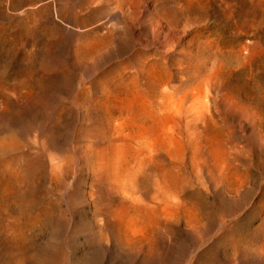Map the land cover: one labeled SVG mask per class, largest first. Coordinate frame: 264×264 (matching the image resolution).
Segmentation results:
<instances>
[{
  "label": "rangeland",
  "instance_id": "374dc122",
  "mask_svg": "<svg viewBox=\"0 0 264 264\" xmlns=\"http://www.w3.org/2000/svg\"><path fill=\"white\" fill-rule=\"evenodd\" d=\"M263 256L264 0H0V264Z\"/></svg>",
  "mask_w": 264,
  "mask_h": 264
},
{
  "label": "bare ground",
  "instance_id": "6f19581e",
  "mask_svg": "<svg viewBox=\"0 0 264 264\" xmlns=\"http://www.w3.org/2000/svg\"><path fill=\"white\" fill-rule=\"evenodd\" d=\"M263 258H264V256H263ZM83 262V261H82ZM263 262V261H262ZM84 263V262H83ZM86 263H88L87 261H86ZM21 264V263H20Z\"/></svg>",
  "mask_w": 264,
  "mask_h": 264
}]
</instances>
